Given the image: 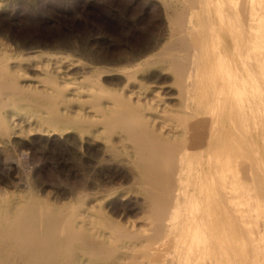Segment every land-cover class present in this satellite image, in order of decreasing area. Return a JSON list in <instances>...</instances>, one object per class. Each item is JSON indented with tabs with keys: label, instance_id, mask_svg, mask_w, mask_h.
Wrapping results in <instances>:
<instances>
[{
	"label": "bare ground",
	"instance_id": "6f19581e",
	"mask_svg": "<svg viewBox=\"0 0 264 264\" xmlns=\"http://www.w3.org/2000/svg\"><path fill=\"white\" fill-rule=\"evenodd\" d=\"M151 1L165 31L111 68L0 39V264H264V0ZM72 132L111 193L55 205L17 151Z\"/></svg>",
	"mask_w": 264,
	"mask_h": 264
},
{
	"label": "rangeland",
	"instance_id": "374dc122",
	"mask_svg": "<svg viewBox=\"0 0 264 264\" xmlns=\"http://www.w3.org/2000/svg\"><path fill=\"white\" fill-rule=\"evenodd\" d=\"M141 1H143L142 4ZM154 2L155 1L147 3V0L3 1V6L0 8V21L2 22L0 24V39L5 42L8 41L7 44H9V48H37L42 49L43 51L65 53L75 58L82 59L86 63L93 62L94 64L102 66H106L107 64V66H109L108 68H111L110 56L113 55L114 57H116V54H119L121 52L120 49L129 53H132L133 51H136L134 53H138L142 48H152L150 46H152L155 41L160 38V35H162V33L165 31L166 22L164 16L160 13V8L158 9V5ZM148 13L150 15H148ZM12 21L18 23H12ZM129 48L132 51H129ZM88 56L90 59L88 58ZM101 62H103V64ZM108 77V83L109 85H111V76ZM155 81V85L164 83V81L163 83L162 81ZM168 81L169 79L166 82ZM75 132L69 134L71 138H68V136H63L59 141H50L52 143H50L46 139H43L41 141H30L31 147L26 150L28 151V154L27 152L20 154V151H17V154H19V159L25 162V165L29 171L31 170L30 172L32 174L33 180L37 184L35 188L36 193H39L38 195H40L41 197L48 196L49 201L55 205H59L61 202L69 201L70 199H81L82 197L80 198V196L83 195V193L84 195L86 193H90V196H93L95 198L100 197L103 194L111 193V165H106L108 163L106 160L108 159V157L106 156L107 153L105 151L104 143L100 141L93 142L92 140L89 144H86L87 146L85 144H78L74 141V139H72L75 135ZM74 143L75 145L77 144L76 147L75 145H73ZM58 146L61 148L59 149ZM100 147L103 149V154ZM76 151L79 152L76 153ZM2 160L4 159L0 158V162L3 163L4 161ZM82 165L85 166L83 167ZM74 166L78 167L79 169ZM76 169L77 172L74 173ZM51 176L52 178L50 179ZM40 177L43 178L44 182L42 181V178L39 179ZM73 178L76 179L73 180ZM78 178L79 181L77 180ZM85 180L86 182H84ZM52 181L55 182V186L57 187L53 185L54 182ZM64 181L67 183H65ZM75 181L79 182V184L77 185ZM81 181L82 184H85L81 185ZM90 181L92 182V184H90ZM49 182L52 183L50 184ZM72 185H74L75 187L77 186V190L79 188V185L82 188L80 187V191L76 192L75 187H73ZM85 185L88 187L90 186V188L86 187ZM68 188L70 189L68 190ZM81 191L83 193L79 194L78 192ZM75 193H78L79 195H75ZM56 195L58 197H62L59 198L61 199V201ZM82 199L84 200V196Z\"/></svg>",
	"mask_w": 264,
	"mask_h": 264
}]
</instances>
